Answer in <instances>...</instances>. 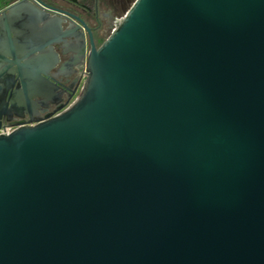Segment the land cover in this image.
I'll return each mask as SVG.
<instances>
[{"label":"water","instance_id":"water-1","mask_svg":"<svg viewBox=\"0 0 264 264\" xmlns=\"http://www.w3.org/2000/svg\"><path fill=\"white\" fill-rule=\"evenodd\" d=\"M79 30L0 11V62L29 65L0 68V129L59 101L63 57L87 75L0 135V264H264V0H132L87 52Z\"/></svg>","mask_w":264,"mask_h":264},{"label":"flooded vegetation","instance_id":"flooded-vegetation-1","mask_svg":"<svg viewBox=\"0 0 264 264\" xmlns=\"http://www.w3.org/2000/svg\"><path fill=\"white\" fill-rule=\"evenodd\" d=\"M17 0H14L16 2ZM48 8L64 11L73 15L80 27L79 35L81 39V47L86 52L90 49L91 42L97 48L111 34L117 23L125 16L129 10L132 0H40ZM10 4L0 6V11L8 7ZM3 32L0 31V34ZM15 37L14 32H11ZM1 46V42H0ZM38 55V53H36ZM35 55V56H36ZM22 57H25L24 55ZM61 60L60 74L53 76L51 79L56 84V94L58 102L53 103L51 99H37L35 103L41 107L32 114H24L22 117L12 116L9 120L2 122V128H10L14 130L17 125H29L31 120L44 119L53 114L56 109L64 105L72 93L75 92L71 103L79 94L80 89L86 80V72L83 68V60H78L73 64H68ZM10 66L11 68L28 67L25 58L18 62H0V68ZM56 112L53 115H56Z\"/></svg>","mask_w":264,"mask_h":264},{"label":"built area","instance_id":"built-area-1","mask_svg":"<svg viewBox=\"0 0 264 264\" xmlns=\"http://www.w3.org/2000/svg\"><path fill=\"white\" fill-rule=\"evenodd\" d=\"M13 130H11L10 128H3V129H0V135L1 134H9L11 133Z\"/></svg>","mask_w":264,"mask_h":264},{"label":"crops","instance_id":"crops-1","mask_svg":"<svg viewBox=\"0 0 264 264\" xmlns=\"http://www.w3.org/2000/svg\"><path fill=\"white\" fill-rule=\"evenodd\" d=\"M3 1L2 4L3 5H7V4H12L14 0H0Z\"/></svg>","mask_w":264,"mask_h":264},{"label":"rangeland","instance_id":"rangeland-1","mask_svg":"<svg viewBox=\"0 0 264 264\" xmlns=\"http://www.w3.org/2000/svg\"><path fill=\"white\" fill-rule=\"evenodd\" d=\"M2 2H3V1H0V6H2V5H3V4H2Z\"/></svg>","mask_w":264,"mask_h":264}]
</instances>
